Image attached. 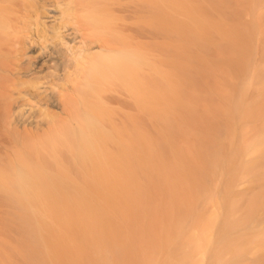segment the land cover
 <instances>
[{"label":"bare ground","instance_id":"6f19581e","mask_svg":"<svg viewBox=\"0 0 264 264\" xmlns=\"http://www.w3.org/2000/svg\"><path fill=\"white\" fill-rule=\"evenodd\" d=\"M164 1L0 0V248L21 264H54L46 232L64 264H230L225 255L241 260L263 239L260 214L225 229L210 212L199 228L197 208L216 192L179 198L173 189V119L158 107L157 39L172 31L159 21ZM133 138L166 170L148 166L131 188ZM224 243L237 247L224 254Z\"/></svg>","mask_w":264,"mask_h":264},{"label":"rangeland","instance_id":"374dc122","mask_svg":"<svg viewBox=\"0 0 264 264\" xmlns=\"http://www.w3.org/2000/svg\"><path fill=\"white\" fill-rule=\"evenodd\" d=\"M171 1L168 9L161 8L159 23L165 26L163 31L172 29V35L170 31H166L169 35L160 34L157 44L164 48L159 45L161 48L157 51L162 63L158 64L164 73H160L159 81V117L173 119V189L179 198L202 197L207 191L209 198L216 192L220 202L215 196L214 200L205 199V207L197 208L195 222L199 228L204 223L211 224L210 215L214 212L217 214L215 225L225 221V229L239 227L256 214H260V220L263 218L261 226H264V0ZM154 137L151 134L152 140ZM138 138L135 139L140 147L137 148L133 138L127 158L126 174L134 182L123 187L137 186V179L141 180V175L147 173L148 166L158 167L152 160L149 144ZM250 146L256 150L249 151ZM157 150L156 156L171 161L168 151ZM156 170L166 169L159 166ZM239 177L243 183L236 188L234 182ZM106 187L112 189L119 185ZM238 197L242 203L232 208L231 203ZM73 203L66 204L73 206ZM52 217L60 222L61 210L55 209ZM49 237L46 232L42 242L47 249L52 247L50 259L54 264L58 261L64 264L65 254L60 246L53 247L54 241ZM6 239L1 243L10 247L12 243L7 244ZM14 240L13 243L17 242ZM226 245H221L224 254L233 253L237 247ZM245 250L241 260L225 255V261L264 264V236L263 239L256 237ZM4 251L6 255L11 250ZM11 253L8 254L11 259L2 256L0 264H21L15 253ZM43 258L47 259L45 254ZM69 258L71 264H79L78 258Z\"/></svg>","mask_w":264,"mask_h":264}]
</instances>
